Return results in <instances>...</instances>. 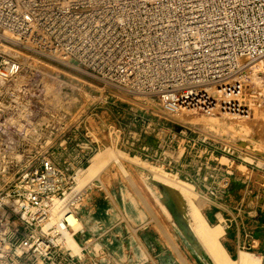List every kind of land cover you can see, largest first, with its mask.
Returning <instances> with one entry per match:
<instances>
[{
    "label": "rangeland",
    "instance_id": "obj_1",
    "mask_svg": "<svg viewBox=\"0 0 264 264\" xmlns=\"http://www.w3.org/2000/svg\"><path fill=\"white\" fill-rule=\"evenodd\" d=\"M10 50L29 59L18 78L0 83V197L49 161L63 173V200L95 155L85 150V130L100 140V151H121L146 165L122 160L121 172L109 164L75 196L70 210L81 230L72 237L78 250L71 257H26L23 264H213L148 167L191 186L201 217L222 230L218 243L230 262L242 252L264 264V58L223 83L247 90L257 74L250 106L259 112L245 119L196 111L197 119L222 124L205 132L162 115L150 99L99 95L20 47ZM256 66L263 69L256 73ZM234 96L230 101L240 105ZM237 123L243 129L234 133ZM43 226L25 224V234L41 235Z\"/></svg>",
    "mask_w": 264,
    "mask_h": 264
},
{
    "label": "built area",
    "instance_id": "obj_2",
    "mask_svg": "<svg viewBox=\"0 0 264 264\" xmlns=\"http://www.w3.org/2000/svg\"><path fill=\"white\" fill-rule=\"evenodd\" d=\"M5 37L99 95L150 99L169 118L183 111L239 118L247 110L230 101L238 87L223 83L264 58V0H0L1 84L23 70ZM84 134L87 153H98L100 140ZM62 177L44 161L0 197V264L71 257L72 211L41 235L24 230L51 221L65 194Z\"/></svg>",
    "mask_w": 264,
    "mask_h": 264
},
{
    "label": "bare ground",
    "instance_id": "obj_3",
    "mask_svg": "<svg viewBox=\"0 0 264 264\" xmlns=\"http://www.w3.org/2000/svg\"><path fill=\"white\" fill-rule=\"evenodd\" d=\"M4 42L10 45H15V40L11 38H3ZM10 55L13 59H15L19 63H27V57H20V55L15 51H10ZM263 69L260 66H256L252 69V71L260 72ZM245 91V94L243 92ZM259 91V76L257 74L252 75V82L247 86V90L243 89L242 86L238 88L237 95H235V99L240 100V105H247V118H253V113L259 112L255 107H251L250 101H255V95ZM250 93V95H249ZM248 95V96H247ZM251 98V99H250ZM224 117V116H222ZM174 120L183 125L198 127L205 132L212 130H217L221 128L219 120H215L214 122L211 120H202L197 119L194 111H183L179 112L174 116ZM225 120V119H224ZM224 120H220L223 122ZM234 125V124H233ZM235 132H240L243 129L242 124H238L235 126ZM127 160L129 162L142 164L136 158H129L126 154L121 151L113 150L111 148H104L102 151L95 154L89 161L88 167L83 171L77 172V188L74 189L68 196H66L63 200L56 202L51 221L48 224H45L42 228V232L46 231L51 225L59 223L60 220L66 215V213H71L70 204L74 202L75 196H79L90 184V182L102 173V171L109 165L114 164L117 168L124 172L122 168L121 161ZM146 166V165H145ZM148 171L153 175L154 179L161 183L165 188V191L173 202H175L176 206L179 208L181 215L186 220L188 226L191 228L193 234L196 237L197 242L202 246V248L209 255L213 264H259V260L254 256H251L246 253H238L237 261L235 263L230 262L227 257L225 251L218 243V237L222 233V230L219 227L210 228L205 220L201 217L198 208L196 207V201L193 200V196L191 193V186L177 178L170 177L166 174L159 173L158 170L154 168L148 167ZM68 226L71 228V232L81 230V224L78 220H75V217H67ZM66 243L69 248L74 251L78 250V246L75 240L72 238L71 234L67 235Z\"/></svg>",
    "mask_w": 264,
    "mask_h": 264
}]
</instances>
